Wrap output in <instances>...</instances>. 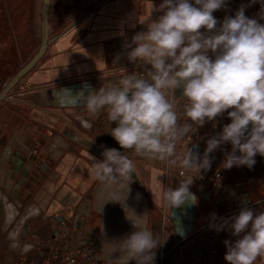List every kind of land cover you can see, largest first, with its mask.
<instances>
[{"label":"crops","instance_id":"0c3cea01","mask_svg":"<svg viewBox=\"0 0 264 264\" xmlns=\"http://www.w3.org/2000/svg\"><path fill=\"white\" fill-rule=\"evenodd\" d=\"M161 3L163 0H91L86 6L76 5L73 14L54 15L52 0L44 56L0 103V191L12 202L19 220L14 237L17 247L12 257L0 258V264H20L46 254L48 250L40 245L64 232L79 246L93 242V258L105 264L102 241L135 231L118 203L103 206L100 184L90 175L94 158L102 160L105 148L125 151L109 134L116 123L108 122L106 113L93 119L83 104L103 85L150 70V65L130 62L127 53L131 49L125 46L136 33L147 30V22L163 14L157 10ZM241 5L248 18L264 24L259 16L260 0H226L213 15L222 22L234 17ZM41 12L44 3L41 7L40 0H0V95L42 47ZM182 94V88L176 90L181 123L186 120L179 99ZM222 116L228 118L227 124L231 122L227 112ZM81 118L92 126L84 127ZM36 125L56 150L50 151L46 144L35 152L38 138L31 129ZM202 127L211 129V123ZM213 135L214 131L209 138ZM204 142L190 135L177 145V152L189 149L202 156ZM229 152L231 144L220 150L221 157L218 149L210 154V169L192 176L184 203L174 208L165 205L164 193L178 189L180 182L191 179L186 177L189 174L180 166L126 152L137 169L127 204L137 215L147 213L145 226L165 239L155 250L154 264H228L213 255L209 235L217 231L210 224L238 215L244 206L264 211V157L257 154L251 169H224L222 163ZM214 167L224 169L222 187L209 194ZM239 238L231 235L228 240ZM25 246H29L27 251ZM255 264H264V259L258 257Z\"/></svg>","mask_w":264,"mask_h":264},{"label":"clouds","instance_id":"9594fccd","mask_svg":"<svg viewBox=\"0 0 264 264\" xmlns=\"http://www.w3.org/2000/svg\"><path fill=\"white\" fill-rule=\"evenodd\" d=\"M260 2L259 16L264 20V0ZM225 4L226 0H163L157 9L163 14L147 22V30L136 33L125 46L131 49L127 53L130 62L150 65V70L103 85L83 104L93 119L106 113L107 121L116 123L109 134L125 150L105 148L103 159L94 158L90 170L91 178L100 184L103 206L118 203L135 229L121 238L102 241L105 264H154L155 250L165 241L145 226L147 213L137 215L127 204L133 174L137 176L127 151L180 166L189 174L186 177L191 179L180 182L178 189L164 193L165 205L171 208L184 203L192 176L210 169V154L222 145L231 144L224 169H251L257 154L264 157V24L248 18L244 5L234 17L218 22L213 13ZM180 88L187 118L183 123L175 102ZM225 112L231 122L207 140L202 156L189 149L177 152V145L186 137ZM81 122L86 128L92 126L83 118ZM210 228L217 232L227 229L232 236L241 237L224 241L228 264H255L258 257L264 259V211L244 206L238 215L221 218Z\"/></svg>","mask_w":264,"mask_h":264},{"label":"built area","instance_id":"2783aa9c","mask_svg":"<svg viewBox=\"0 0 264 264\" xmlns=\"http://www.w3.org/2000/svg\"><path fill=\"white\" fill-rule=\"evenodd\" d=\"M175 102L176 110L178 112L180 105L177 101V98L175 99ZM227 121V117L218 116L215 118L214 121H209L211 123V129L206 130L203 127H198L197 131L191 135H193L197 139H204V144L206 147V142L212 135V131H214L215 134L222 131V128L224 125L227 124ZM189 122L191 123V121ZM31 130L35 135H37L38 138L35 142V152H37V150L39 149H42L46 144H48L50 151L57 149L56 145L50 143L47 137L42 134L40 126L36 125ZM226 145L227 144L222 145L218 149V155H220V157L222 156L220 150L225 149ZM179 174L184 175V172H180ZM223 175L224 169L222 167H214V174L210 182L211 188L208 191L209 194L212 193L214 190L222 187ZM61 226L65 227L66 224L62 223ZM95 237L96 235H94V238ZM230 237L231 233L227 229L215 233H210L209 240L214 244L212 252L215 258H224L226 254L224 241L228 240ZM92 247L93 242L91 241L85 246H79L78 243L71 242L68 233L64 232L60 235L58 239H53L49 243H43L40 245V248L48 250L46 254H37L32 258H26V260L22 261L20 264H100L93 258L91 254Z\"/></svg>","mask_w":264,"mask_h":264},{"label":"rangeland","instance_id":"374dc122","mask_svg":"<svg viewBox=\"0 0 264 264\" xmlns=\"http://www.w3.org/2000/svg\"><path fill=\"white\" fill-rule=\"evenodd\" d=\"M89 2H91V0H53V13L54 15L73 14L77 9L76 5L80 7L82 4H84L86 6ZM43 3L44 0H40L41 7H43ZM41 17L42 21L40 23V29L44 24V12H41ZM8 200L9 199L6 198V196H4L0 191V258H5V256L12 257L14 249H16V247L13 249L12 244L15 243L14 234L17 235L19 220L17 217H15L16 219L12 220L11 222H7L8 211L11 210L10 205H12V202Z\"/></svg>","mask_w":264,"mask_h":264},{"label":"water","instance_id":"95a60500","mask_svg":"<svg viewBox=\"0 0 264 264\" xmlns=\"http://www.w3.org/2000/svg\"><path fill=\"white\" fill-rule=\"evenodd\" d=\"M51 7H52V0H44V37L40 51L32 59V61L18 73V75L11 81L9 86L6 88V90L0 95V103L7 98L9 93L29 72L32 71V69L39 63V61L44 56L50 36ZM0 160H1V151H0Z\"/></svg>","mask_w":264,"mask_h":264},{"label":"bare ground","instance_id":"6f19581e","mask_svg":"<svg viewBox=\"0 0 264 264\" xmlns=\"http://www.w3.org/2000/svg\"><path fill=\"white\" fill-rule=\"evenodd\" d=\"M9 201V200H8ZM10 205V204H9ZM1 208V207H0ZM10 211H8V216H7V222H11L12 220L16 219V211L13 205H10ZM23 218V217H22ZM1 219V218H0ZM24 219V218H23ZM13 223V222H12ZM11 223V224H12ZM10 225V224H9ZM9 228V227H8ZM11 228V227H10ZM19 231V230H18ZM20 232V231H19ZM16 236V234H14V237ZM19 238V237H18ZM9 239V238H8ZM12 239V238H11ZM19 242V241H18ZM7 247V246H6ZM12 248V247H11ZM14 249V248H13Z\"/></svg>","mask_w":264,"mask_h":264}]
</instances>
